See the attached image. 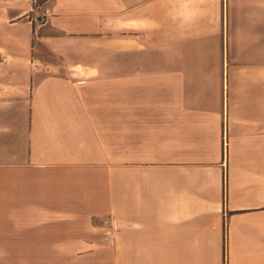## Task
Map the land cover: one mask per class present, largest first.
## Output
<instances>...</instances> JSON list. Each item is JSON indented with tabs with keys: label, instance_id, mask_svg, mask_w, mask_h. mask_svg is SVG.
<instances>
[{
	"label": "crops",
	"instance_id": "obj_1",
	"mask_svg": "<svg viewBox=\"0 0 264 264\" xmlns=\"http://www.w3.org/2000/svg\"><path fill=\"white\" fill-rule=\"evenodd\" d=\"M224 6L0 0V250L68 264L72 222L93 230L75 246L95 244V264H264V0ZM149 26L156 73L182 75L186 96L95 112L96 78L147 72Z\"/></svg>",
	"mask_w": 264,
	"mask_h": 264
},
{
	"label": "rangeland",
	"instance_id": "obj_2",
	"mask_svg": "<svg viewBox=\"0 0 264 264\" xmlns=\"http://www.w3.org/2000/svg\"><path fill=\"white\" fill-rule=\"evenodd\" d=\"M152 0H149L151 2ZM165 2H170L171 0H164ZM193 1V0H189ZM195 1H201V2H219L222 1V12L224 14L225 11V0H195ZM197 7V5H196ZM187 8V4L186 7ZM188 13V11H186ZM196 12V16H194L193 11L191 10L190 17L191 20L204 17V13H208L209 16L214 17L215 13L217 12L214 6L209 9L200 10L196 9L194 10ZM223 16V15H222ZM188 17V15L186 16ZM199 20H197L196 24L193 26H180L179 31L180 35L176 38L180 37V40L187 39V31L191 30V37L193 35H201L200 31L204 29L202 25L198 23ZM162 29V27H160ZM165 30H163L164 33L170 32L171 27L166 26L164 27ZM223 28V27H222ZM160 29V30H161ZM193 30V32H192ZM146 34L148 35L147 42H145L146 50H144L143 56V63L148 66L147 72L143 74H134V75H125L123 72H116L114 74H110L111 76H104V77H98L95 79V112L97 113H108L109 109H114V112L117 114L124 113L125 106L121 105L123 104L126 99H143L147 106L144 107L145 113L147 115H151L155 108L153 105L156 98H164V99H180L186 96V83L185 79L182 78V75L179 78H176L172 81L171 74H158L156 73V67L159 64L157 62V48H156V27L155 26H149L146 30ZM196 32V33H195ZM177 33V32H176ZM195 33V34H194ZM168 40H171V37H169ZM182 57V56H181ZM139 64V59L136 60ZM188 60L184 58V60L180 59V64H188ZM118 64V61H117ZM123 64V62L119 63ZM161 64V63H160ZM168 64V63H167ZM174 82V87L172 86V83ZM114 101L113 104L116 105H108L109 101ZM170 108V106H167ZM167 108V109H168ZM165 107V112H166ZM113 112V111H111ZM117 125H123V122L117 123ZM108 133V132H107ZM123 127L116 128L115 132L113 133L114 136L113 139L116 143L123 144V141L125 139ZM109 134V133H108ZM111 134V133H110ZM103 135L106 136V132H103ZM107 137V136H106ZM108 139V138H107ZM123 146H120L118 148H115L117 152L115 155L117 157H124ZM121 151V152H120ZM93 230H87L85 229V226L83 223H72L69 222L68 225V237H69V246L74 245L75 248H69L68 251V264H95V244L88 245V251L85 250L82 246H75L80 239H85L87 241H90L92 239H95L93 236ZM107 235V234H106ZM99 236V235H98ZM99 239H101V242L103 241V236H99ZM81 242V241H80ZM72 247V246H71ZM49 253L52 255V261L58 262V254H55L57 252L50 251V250H36L35 254L36 256H49ZM13 250H0V264H17L18 260L13 259ZM79 260V261H77ZM37 261H44V260H38ZM16 262V263H15ZM36 264H41L36 263Z\"/></svg>",
	"mask_w": 264,
	"mask_h": 264
},
{
	"label": "built area",
	"instance_id": "obj_3",
	"mask_svg": "<svg viewBox=\"0 0 264 264\" xmlns=\"http://www.w3.org/2000/svg\"><path fill=\"white\" fill-rule=\"evenodd\" d=\"M51 15L50 8H44L39 14L33 19L34 23L37 25H44L47 23L49 17Z\"/></svg>",
	"mask_w": 264,
	"mask_h": 264
}]
</instances>
